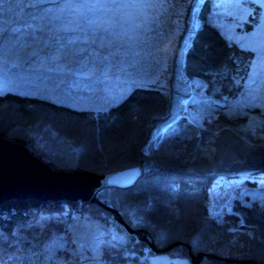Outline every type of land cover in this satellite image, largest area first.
Instances as JSON below:
<instances>
[{
    "label": "rangeland",
    "instance_id": "rangeland-1",
    "mask_svg": "<svg viewBox=\"0 0 264 264\" xmlns=\"http://www.w3.org/2000/svg\"><path fill=\"white\" fill-rule=\"evenodd\" d=\"M202 1L115 0L116 3L150 6L78 11L60 6L65 3H112L113 0H3L0 3V87L7 81L8 90L0 93L43 97L98 116L120 103L119 100L136 87L159 86L173 101L169 114L171 122L161 124L155 121L147 146L157 130L161 132V142L169 132L168 126L173 127L181 118L198 129L209 127L217 132L226 126L218 120L221 116L237 123L233 128L244 144L264 145V29L257 30L264 8L254 5L252 0H212L210 22L225 37V34L243 37V43L257 49L253 51L255 57L247 77L238 83L241 89L237 96L214 100L207 94L208 85L204 80L190 79L184 72L185 49L200 25L198 13ZM245 10L251 15L242 21ZM249 24H252V29L247 30ZM253 62L256 63L255 69ZM114 99L117 103H113ZM105 104L111 106L100 110ZM183 129L187 131L188 128L183 126ZM77 134L80 135L79 132ZM61 136L48 123H42L28 131L27 141L33 145L17 142L52 170L74 172L77 170L75 165L87 160L80 154L83 147L89 149V144L97 145L96 137L89 131L84 146L70 138L68 141L64 138L63 142ZM79 138L84 140L83 135ZM58 140L73 150L52 155L54 162L60 165L52 167L33 150L46 154L52 142L54 145ZM160 142L155 144V149ZM109 144L108 150L115 149L117 145L116 141L110 140ZM105 149L107 153V147ZM141 151L149 159L151 151L147 152L146 146ZM189 159L194 162L196 170L208 176L212 185L202 199L205 208L192 213L193 218H188L184 224L185 231L188 235L193 232V243L199 241V249L206 244L208 250L226 257L248 260L251 231L242 226V221L237 227L222 233L217 227L209 231L204 216L197 218L203 215V211L208 217L214 216L213 212L225 215L233 210L235 204H262L264 172L250 176L254 185L245 174L216 175L211 142ZM137 163L114 172L97 173L104 174V178L96 189L94 201L102 203L104 196L111 199L117 194L109 184L134 182L141 172V163ZM109 180L115 182L109 183ZM9 204L13 207L18 203ZM32 205L37 208L34 217L19 224L12 234L0 233V264H15V257L21 261L26 259L29 264H54L53 261L59 264H82L83 261L89 264H132L127 261L128 257L137 255L130 254V250L146 239L145 233L135 226L137 220L133 217L130 201H125L123 209L107 205L105 209L108 208L109 212L99 210L96 213L99 216L87 211L83 204H77L75 208L73 204L64 202ZM196 222L204 223V226L198 227ZM114 235L124 239L114 240ZM221 236L222 239L219 238ZM148 243L157 250L152 242ZM53 245L62 247H55L54 255H50L49 248ZM172 248L165 252L155 251L154 254L147 252L146 262L144 257L140 258L145 264H195L190 255H180L178 249ZM187 248L193 252L191 246ZM141 260L137 258V261ZM202 263L207 264L206 256Z\"/></svg>",
    "mask_w": 264,
    "mask_h": 264
},
{
    "label": "trees",
    "instance_id": "trees-1",
    "mask_svg": "<svg viewBox=\"0 0 264 264\" xmlns=\"http://www.w3.org/2000/svg\"><path fill=\"white\" fill-rule=\"evenodd\" d=\"M211 8L212 0H203L200 4L198 13L200 25L191 37L189 42L191 47L187 46L185 49L184 72L190 79L204 80L208 85L207 94L214 100H222L225 97L237 96L241 89V84L239 87L237 80L239 79L241 83L247 77L255 54L252 50L241 49L236 42L229 45L221 30L209 20ZM247 28V30L252 29V24H249ZM172 107L173 101L165 93V89L153 85L136 87L123 99L122 103L112 106L107 112L98 116L88 110L73 108L43 97L14 92L0 93V136L22 142V144L33 145L31 141H27L28 131L34 125L48 123L53 130L62 134L63 142L70 138L86 146L84 144L85 140L87 141L86 135L92 131L98 144L93 146L92 143L87 142L90 148L83 147L80 153L82 158L87 160L75 165V169L108 173L134 166L137 162L141 163V172L136 180L128 185L109 184V187L117 194L111 199L104 196L102 203L94 200L43 201L33 198L12 199L5 202L6 204L0 205V233L12 234L19 224L34 217L37 208L32 203L64 202L73 204L74 208L77 204L78 206L83 204L87 206V211L99 216L96 215L99 210L109 212L108 208L105 209L107 205L115 206L114 209H123L125 201H130L133 217L139 221L135 226L146 235L145 241L138 243V247L130 250V254L137 255V257H128L127 261L132 264H145V258L149 255L147 252L155 253L156 250L152 249L148 242H152L157 249L180 242V245L177 244L172 249H178L179 254L184 256H189L190 249L184 245L189 243L193 252L198 251L197 253L202 254L201 263L206 256L207 264H264V200L262 204L256 202L250 205L235 204L232 211L225 215L223 213L219 219L216 216H206L205 211L197 218L199 220L204 216L207 226L210 227L209 231L217 227L222 233L234 226L237 227L238 222L242 221V226L251 231L248 260L226 257L219 252L208 250L206 244L199 249V241L193 243V232L188 235L184 228L188 218H193V212L205 208L203 204L205 202H202V199L208 193V187L212 185L208 176L202 175L203 171L196 170L194 162L189 158L205 149L211 142L216 175L245 174L250 184L254 185L250 176L264 172V145L244 144L233 128L237 123L221 116L218 120L224 122L226 126L217 132L209 127L198 129L190 125L185 118H181L172 127L174 131H169L161 140L159 147L155 149L154 144L149 150L147 142L154 122L170 123L169 114ZM218 108L220 109L221 106ZM220 115L224 114L220 112ZM239 121L242 122V119ZM211 125L215 124L211 123ZM183 126H187V131L183 129ZM81 135L84 140L79 138ZM109 140L116 141L115 149L108 150ZM145 146L147 152L151 151L149 159L141 151V148ZM106 147L107 153L104 152ZM71 149V146H64L58 140L54 145L52 142L50 151L46 154L35 148L33 151L54 167L60 165L54 162L52 155L66 153V151L70 153ZM87 154L90 155L89 158ZM88 159L91 160L88 161ZM98 193L102 195L100 191ZM117 197L122 199L118 200ZM11 202L18 204L11 207L9 204ZM196 223L198 227L204 226V223L203 225L201 222ZM161 232L166 233V238L160 239ZM219 238L222 239V236ZM146 248L149 251L146 252ZM140 257H144L145 261ZM137 258L141 261H137ZM53 263L59 264L55 261ZM15 264L29 263L26 259L21 261L15 257ZM82 264H89V262L83 261Z\"/></svg>",
    "mask_w": 264,
    "mask_h": 264
},
{
    "label": "water",
    "instance_id": "water-1",
    "mask_svg": "<svg viewBox=\"0 0 264 264\" xmlns=\"http://www.w3.org/2000/svg\"><path fill=\"white\" fill-rule=\"evenodd\" d=\"M104 174L88 170L54 171L22 144L0 137V204L9 199L36 198L44 201L96 200ZM174 242L158 252L170 250ZM190 247L186 244V247ZM152 247V246H150ZM193 263L199 264L202 254L189 252Z\"/></svg>",
    "mask_w": 264,
    "mask_h": 264
},
{
    "label": "snow or ice",
    "instance_id": "snow-or-ice-1",
    "mask_svg": "<svg viewBox=\"0 0 264 264\" xmlns=\"http://www.w3.org/2000/svg\"><path fill=\"white\" fill-rule=\"evenodd\" d=\"M0 3H3V0H0ZM252 3L254 5H257L258 7L260 8H264V0H252ZM150 5H147V4H144V3H116L115 0H113L112 3H88V2H84V3H79V4H72V3H65L63 5H61L60 7L61 8H75L76 10H82V9H96V8H104V9H112V8H116V9H128V8H142V7H148ZM237 7H243L242 5H236ZM247 15H251V12L250 11H247L245 10V13L241 16V20L243 21L245 19V17ZM222 27V26H221ZM261 29H264V15L261 16V23L259 25H257V30H261ZM256 33H253V35H255ZM226 35V39L227 41L229 42V45H231V43L235 40V42L239 45V47L245 51H248V50H252V51H257V49H254L251 47V45L249 44H245L243 43V37H240V38H236L234 37L233 35L231 34H225ZM187 44V42H186ZM188 47H191L190 44H187ZM57 59L59 57H56ZM5 63H7V61L5 60ZM255 66H256V63L253 62V69H255ZM240 81L237 80V83H239ZM7 81H4L3 82V86L0 87V91H7L8 88H7ZM119 102H123V98H121L119 100ZM113 103H117V100L114 99L113 100ZM111 104H105L100 110H106L108 107H110ZM169 131H174V129H172V126L169 125L168 126V129ZM160 139H161V132L159 130L156 131L154 137H153V140L152 142L149 144V150H151L152 146L154 144H158L160 142ZM109 183H114L115 181L114 180H109L108 181ZM253 196L255 197L256 194L253 193ZM264 199V198H262ZM214 216L217 217V219H219V213H215L213 212L212 213ZM137 223H139V221H137ZM166 238V233L164 232H161L160 233V239H164ZM113 239L114 240H123L124 237H118V236H113ZM55 247H62V245H53L52 247L49 248V253L50 255H54V249Z\"/></svg>",
    "mask_w": 264,
    "mask_h": 264
},
{
    "label": "built area",
    "instance_id": "built-area-1",
    "mask_svg": "<svg viewBox=\"0 0 264 264\" xmlns=\"http://www.w3.org/2000/svg\"><path fill=\"white\" fill-rule=\"evenodd\" d=\"M150 253L153 254V251H151Z\"/></svg>",
    "mask_w": 264,
    "mask_h": 264
},
{
    "label": "bare ground",
    "instance_id": "bare-ground-1",
    "mask_svg": "<svg viewBox=\"0 0 264 264\" xmlns=\"http://www.w3.org/2000/svg\"><path fill=\"white\" fill-rule=\"evenodd\" d=\"M9 201V200H8Z\"/></svg>",
    "mask_w": 264,
    "mask_h": 264
}]
</instances>
